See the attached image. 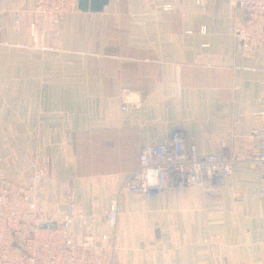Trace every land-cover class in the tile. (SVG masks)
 I'll list each match as a JSON object with an SVG mask.
<instances>
[{"label":"crops","instance_id":"1","mask_svg":"<svg viewBox=\"0 0 264 264\" xmlns=\"http://www.w3.org/2000/svg\"><path fill=\"white\" fill-rule=\"evenodd\" d=\"M33 5L0 0L8 177L25 183L28 163L48 158L43 202L72 200L94 216L88 229L70 224L76 239L114 230L118 264H264V177L254 163L234 164L212 199L197 186L118 193L141 145L175 130L200 154L249 148L250 129L264 126V45L235 37L244 12L232 0H109L53 28Z\"/></svg>","mask_w":264,"mask_h":264},{"label":"built area","instance_id":"2","mask_svg":"<svg viewBox=\"0 0 264 264\" xmlns=\"http://www.w3.org/2000/svg\"><path fill=\"white\" fill-rule=\"evenodd\" d=\"M232 1L244 12L243 21L234 27L235 37L247 46L264 45V0ZM76 10L77 0H34L33 5V11L53 28ZM14 17L18 24L19 13ZM250 138L251 145L242 152L222 148L200 154L187 144L181 130H175L166 142L141 145L138 166L126 175L118 193L152 198L166 189L197 186L206 199H212L213 185L230 176L236 163H254L264 177V126L252 127ZM1 160L9 162L0 156ZM48 163V158L41 163L32 159L25 183L9 178L0 166V264H118L113 255L118 243L114 230L103 234L100 242L89 233L76 239L70 224L75 221L88 229L94 216L77 210L72 200L65 202L64 209L43 202L39 191ZM117 215L114 198L105 215L109 226H115Z\"/></svg>","mask_w":264,"mask_h":264},{"label":"water","instance_id":"3","mask_svg":"<svg viewBox=\"0 0 264 264\" xmlns=\"http://www.w3.org/2000/svg\"><path fill=\"white\" fill-rule=\"evenodd\" d=\"M109 0H77V9L82 12H99L108 4ZM52 224H48L50 226Z\"/></svg>","mask_w":264,"mask_h":264}]
</instances>
